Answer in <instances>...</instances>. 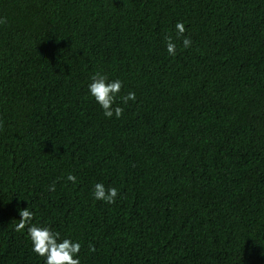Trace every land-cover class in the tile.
Returning <instances> with one entry per match:
<instances>
[{"label":"trees","instance_id":"1","mask_svg":"<svg viewBox=\"0 0 264 264\" xmlns=\"http://www.w3.org/2000/svg\"><path fill=\"white\" fill-rule=\"evenodd\" d=\"M0 21V264H43L25 207L81 264H264V0H0ZM97 72L135 92L119 118Z\"/></svg>","mask_w":264,"mask_h":264},{"label":"clouds","instance_id":"2","mask_svg":"<svg viewBox=\"0 0 264 264\" xmlns=\"http://www.w3.org/2000/svg\"><path fill=\"white\" fill-rule=\"evenodd\" d=\"M2 23V21H0ZM185 25L178 21L175 24V38L180 40L184 49H189L192 45L190 37L185 36ZM167 53L175 56L177 45L171 35L165 38ZM122 81L120 79H109L100 72L94 73L90 77L87 85L88 94L95 100L107 118L115 116L119 118L123 108L116 104L119 98L123 103L135 101V92L129 91L126 95L120 96ZM67 181L73 184L77 182V177L69 173ZM49 191H55V184L49 185ZM118 195L116 187H105L103 183H95L92 187V196L95 200L106 203H114ZM19 223L15 226L17 231H23L27 226V236L31 241L32 251L43 258V264H81L79 252L81 244L77 240L61 238L60 233L53 231L48 226L33 223L34 213L28 207L19 209ZM90 250H94L90 248Z\"/></svg>","mask_w":264,"mask_h":264}]
</instances>
